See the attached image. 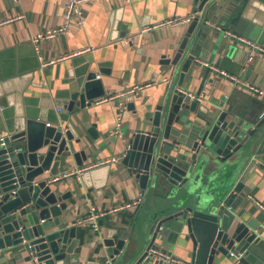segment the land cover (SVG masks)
<instances>
[{
    "label": "water",
    "instance_id": "1",
    "mask_svg": "<svg viewBox=\"0 0 264 264\" xmlns=\"http://www.w3.org/2000/svg\"><path fill=\"white\" fill-rule=\"evenodd\" d=\"M195 1L199 14L190 20L172 55L162 56L161 62L171 67L172 79L159 101L146 110L143 124L147 126L134 130L122 155V164L141 189L143 202L128 230L109 243L113 250L105 264H174L160 253L173 256L168 248L177 240L191 246L188 260L180 264H227L231 253L237 264H264L259 231L264 222L245 189L252 174H260L264 168V113L260 117L261 112L251 109L254 106L242 112L224 96L208 100L203 91L206 84L208 90L215 88L219 78L236 83L216 67L230 62L238 51L245 55L244 61L248 55L243 42L223 35L225 29L252 22L256 42L264 44V0ZM252 13L257 21H249ZM215 22L222 27L218 25V29ZM77 67L62 106L64 121L74 107L89 121L85 108L105 95L90 61ZM250 68L248 65L245 72L243 67L240 76ZM196 79L200 83L195 95L201 94V101L186 95L185 83ZM4 84L0 85V98L6 101L0 106H13L14 114L1 112L0 250H17L8 264H80L75 251L76 225L66 226L64 218L72 209L67 204L72 191L58 194L60 180L49 179L71 160L78 167L84 165L85 150L77 149L81 138L58 122L46 124L47 109L60 107L58 99H48L47 93L40 107L24 106L23 87L6 98ZM240 87L248 90L246 85ZM224 162L235 171L211 191L205 189L204 169L210 163ZM106 166L84 169L81 180L87 183L88 177L106 173ZM6 260V256L0 257V264Z\"/></svg>",
    "mask_w": 264,
    "mask_h": 264
},
{
    "label": "crops",
    "instance_id": "2",
    "mask_svg": "<svg viewBox=\"0 0 264 264\" xmlns=\"http://www.w3.org/2000/svg\"><path fill=\"white\" fill-rule=\"evenodd\" d=\"M196 3L195 0H87L80 4L85 20L83 25L70 20L67 22L66 32L45 37L36 48L32 41L34 35L43 34L66 23L63 15L64 0H0V85L5 83L2 86L5 97L8 98L11 93L17 94V89L23 87L20 91L23 90L21 98L24 106L31 103L34 107H40L41 100L48 98L43 96L47 93L48 99H58L60 107L47 109L46 124L58 122L64 130L72 128L75 137L81 138L82 142L77 149L85 150L87 161L84 162V167L97 166L101 161H105L103 164L107 165L106 173L101 171L88 177L87 183L81 180L80 175L63 178L57 183L58 194L66 191H72L73 194L67 200L68 207L72 209L64 218L66 226L76 225L75 240H78V246L75 251L79 253L80 264L109 262L113 250L109 243L128 230L143 202L141 189L129 175L127 166L122 164V155L134 130L147 126L143 124L146 110L153 108L165 92L166 84L171 81V67L161 62L162 56L169 58L172 55L190 21L153 26L169 18L197 11ZM257 20L256 13H252L249 21ZM216 23L214 24L222 27L221 23ZM252 25L250 22L248 26L243 24L239 29L230 27V30L257 41V33L252 31ZM144 27L149 28L141 32ZM228 43L225 41V44ZM261 45L264 47L263 43ZM212 47L213 43L208 46L206 55L209 56ZM249 54L253 56L250 61ZM263 55L248 50L244 61L245 55L238 51L222 67L213 64L219 71L262 89L261 95L242 89L240 83L219 78V84L215 88L208 90L209 84L204 87L206 99L224 96L230 99L229 103L238 105L242 112L253 106L251 109L258 111V114L264 111V105L260 106L264 101ZM217 56L218 53L215 58ZM48 60L53 62L42 65L43 61ZM84 60L90 61L91 67L97 72L105 95L95 99L90 108H85L89 121L83 120V111L77 107L73 108L67 121H64L62 106L66 104L68 90L73 84V74ZM241 61L245 66L241 65ZM235 64H238L239 69ZM248 65L251 68L247 73H242L241 77L240 71L245 67L246 72ZM199 83V79L186 82V91L195 93ZM138 84L145 86L133 95L124 96L120 100H101ZM0 99L4 104L5 98ZM121 100L125 104L121 111L122 136H116L111 132L115 109ZM4 110L12 117L14 114L13 106H0L2 124L4 120L1 112ZM2 134L0 130V136ZM247 158L246 162L250 157ZM229 165L227 162L210 163L201 176H204L205 189L211 191L215 184L230 177L235 169L230 170ZM75 168L81 167L71 160L70 163L59 166V174ZM261 171L260 174L253 173L246 182L245 189L248 190L247 199L250 204L255 205L253 199L264 204V168ZM139 196V205H131ZM90 202L100 212L93 228L81 222L88 213ZM257 209L264 222V212L258 207ZM259 231L262 233L264 246V226ZM190 249V243L186 244L183 240L175 241L173 247L168 248L181 261L188 260ZM16 251L9 248L0 250V257H7L4 264L9 263L12 256L17 254ZM225 262L237 264L234 254ZM16 264L30 263L22 261Z\"/></svg>",
    "mask_w": 264,
    "mask_h": 264
},
{
    "label": "built area",
    "instance_id": "3",
    "mask_svg": "<svg viewBox=\"0 0 264 264\" xmlns=\"http://www.w3.org/2000/svg\"><path fill=\"white\" fill-rule=\"evenodd\" d=\"M16 1V0H15ZM87 0H64V19L66 21V23L63 26L57 27L55 29L52 30H47L45 33L43 34H36L32 37V41L35 45V47L37 48V45L39 44V42L44 39L45 37H49V36H54L57 33H63L66 32L68 27H67V22H69L70 20H74L76 21V23L78 25H83L85 20L81 11V7L80 4L82 2H85ZM199 14V11H195L191 14H188L186 16H175L172 18H169L167 20H164L161 23L155 24L153 27H158L161 25H176V24H182L185 22L190 21L193 17L197 16ZM216 26L218 29H220V27L218 25H214ZM149 27H144L141 29V32L146 31ZM223 35L225 37H233L236 38L238 40H240L241 42L244 43V45L247 47V49L254 53V52H259V53H263L264 54V47L257 43L256 41L250 40L244 36H241L239 34H237L236 32L230 30V29H225L223 31ZM87 50V49H86ZM85 50V51H86ZM253 56L249 54L248 56V61L252 60ZM53 60H48V61H43L42 65H48L50 63H52ZM222 74L230 77L232 80H234L236 83H240L241 85H246L248 91L250 92H254L257 93L259 95H261L263 93V90L260 88H257L254 85H250V84H246L244 82H241L236 76H231L223 71H220ZM145 86V84H138V85H134L131 87L126 88L125 90L121 91L118 94H115L114 96H110L108 98H102L101 100H108V99H119L122 98L124 96H128V95H133L134 93L138 92L140 89H142ZM187 97H189L190 99H197L198 101H201L202 96L201 94L196 96L195 93L192 92H186ZM120 100V99H119ZM120 103H118L117 108L115 109V118H114V124H113V128H112V134H115L116 136H122V131H121V126H122V116H121V111L124 109L123 107L125 106L124 102L121 100L119 101ZM59 111H61L59 109ZM264 111H262L259 116L261 117L263 115ZM48 124V123H47ZM105 163V161H101L98 164H103ZM91 166H83L81 168H75L72 171H68V172H64L62 174H57L52 176L49 181H57V180H61L63 178H67L70 176H78L82 173V171L86 168H89ZM250 199H253L252 196H249ZM255 205L264 212V204L254 200ZM141 202V196H139L136 200H133L131 202V205L133 206H138L139 203ZM129 205V204H126ZM100 215V212L98 211V209L94 206V204H92L90 202L89 204V208H88V213L87 215L81 220L82 223L84 224H88L90 225L92 228L96 226V219L97 217ZM231 255H233L231 253ZM160 256H162L164 259H166L169 263H174V264H180L181 260H179L178 258L171 256L167 253H160ZM36 259V258H35Z\"/></svg>",
    "mask_w": 264,
    "mask_h": 264
}]
</instances>
